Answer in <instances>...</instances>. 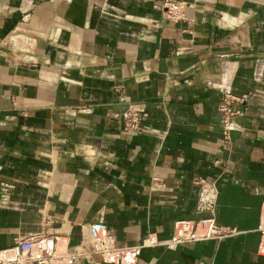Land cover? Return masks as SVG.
<instances>
[{"label": "crops", "instance_id": "crops-1", "mask_svg": "<svg viewBox=\"0 0 264 264\" xmlns=\"http://www.w3.org/2000/svg\"><path fill=\"white\" fill-rule=\"evenodd\" d=\"M166 1L0 0V249L44 231L73 264H114L90 224L126 248L213 216L236 234L143 245L136 264H264V0H177L179 22ZM224 94L245 98L229 142Z\"/></svg>", "mask_w": 264, "mask_h": 264}, {"label": "built area", "instance_id": "built-area-1", "mask_svg": "<svg viewBox=\"0 0 264 264\" xmlns=\"http://www.w3.org/2000/svg\"><path fill=\"white\" fill-rule=\"evenodd\" d=\"M160 9L163 16L172 22L186 19V3L177 0L164 2ZM244 97L224 94L218 104L222 115V136L225 142L231 139L232 120L240 110L234 107L235 103L244 102ZM145 112L129 109L124 116L125 125L129 130L141 129V122L146 117ZM200 187L198 210L212 212L217 200V189L213 182L202 178L194 181ZM264 245V200L261 205V220L258 227ZM91 237L97 241L98 252L114 264H136V257L140 254L143 245H163L168 249H176L180 244L209 239L222 240L236 234L232 228L217 224L213 216L199 220H177L174 222L172 236L161 242L153 235H149L142 245H133L126 248L115 246L113 238L107 234V225L97 221L89 225ZM57 238L44 231L31 235L8 248L0 249V264H73L75 255L60 253L56 250Z\"/></svg>", "mask_w": 264, "mask_h": 264}]
</instances>
